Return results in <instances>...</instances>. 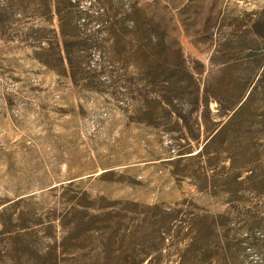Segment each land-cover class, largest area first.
Listing matches in <instances>:
<instances>
[{
  "label": "rangeland",
  "instance_id": "374dc122",
  "mask_svg": "<svg viewBox=\"0 0 264 264\" xmlns=\"http://www.w3.org/2000/svg\"><path fill=\"white\" fill-rule=\"evenodd\" d=\"M70 2L85 43L73 67L57 59L58 19L43 0H0V264H176L183 244L170 245L168 221L197 216L226 230L210 236L220 248L212 264H264V0ZM149 30L165 41V73L194 74L208 126L256 85L249 121L214 163L195 155L202 110L178 104L184 125L152 101L157 78L144 86ZM146 110L159 126L143 122ZM226 176V189H202ZM88 215L103 229L91 253L75 245ZM127 231L138 240L121 244Z\"/></svg>",
  "mask_w": 264,
  "mask_h": 264
},
{
  "label": "trees",
  "instance_id": "16d2710c",
  "mask_svg": "<svg viewBox=\"0 0 264 264\" xmlns=\"http://www.w3.org/2000/svg\"><path fill=\"white\" fill-rule=\"evenodd\" d=\"M43 2L47 10L53 12L58 19V31L54 35V38L57 41L55 47L53 48L57 51V59L61 63L63 61H66V63L70 67H73V51L80 50V48L85 44L82 39H80L78 30L76 28V25L74 24V21L76 19L74 5L70 2V0H43ZM146 33L147 35H149L151 40L149 43H145L143 45L144 47H142V53L144 54V60L146 61L144 62V69L146 70L143 73V82L145 83L144 86H147V82L150 81L151 78H157L156 80H158V83L156 84L159 85L161 94L160 96L154 98L152 101H154V103L161 108L165 115H167L168 113L169 115L172 113L176 114L178 118L182 119L184 125L187 123V117L181 113L180 109L176 108L178 107V104L184 102L187 105H190V111L194 110L197 113L202 110L201 115L204 120L203 126L206 136L203 139L202 148L198 150L195 155L204 158L205 162H207L208 164L212 162L214 163L220 158V155L222 153V147L220 148V146L223 145V142L226 140L227 134L235 127L242 128L244 124L249 121L245 118L243 112L251 101V96L255 91L256 85H254L252 87V90L249 92L252 84L247 83L243 87V90L241 89L240 93L237 94V96L234 98L233 103L228 107H225V110L223 111V113H221V116L225 117V120L211 121L209 123L210 126H208L206 123V117L207 113H209L210 111L208 110V104L205 101V98H203V95H200V86L194 78V74L187 71V79L185 81L183 78H179L176 71L172 73H165L163 71V66L166 61L165 55L163 54L165 41L162 37L156 35L155 30H153V32L149 30L146 31ZM69 36L71 39H69ZM175 55L178 61L177 65L179 66V68L184 67V61L181 51H175ZM42 61L46 64V66L51 67V60L42 59ZM150 68L155 69L153 73L149 72ZM197 73L201 72L198 71ZM184 81L189 83V85L191 83L190 87L193 86L192 91H188V88L184 84ZM247 92H249L248 97L243 101L244 96ZM140 100H143L144 103L146 102V99ZM190 111L188 112L189 114ZM204 112L205 114H203ZM143 116L145 118L143 122L153 126H159V123L155 121V116L153 113H151V111H144ZM192 138L196 142H198L200 140V134L196 136L192 135ZM234 162L235 160H232V165H234ZM222 169L225 170L226 167L223 166ZM226 173L229 174L228 171ZM238 176L239 173L235 174L234 179L238 178ZM229 182V176L224 177L220 181H217L215 179L209 181L207 179L205 180V186L203 185L202 189H226ZM94 218V215H88L86 221L77 224V226H79V224L85 225V232L87 233V235L85 237L86 239H79L78 237L76 239V242H78V244L75 245L79 247L78 249H81V251L86 250L88 253L93 252V245L95 243H99L98 237L102 236L101 233H103L102 228L93 225L92 222ZM141 222L145 225L146 219H142ZM200 224H206L205 231L196 229L197 231L194 232L193 228H197V226ZM168 228L170 230V233H175L170 234V245H178V242L180 244H183L180 250L181 253L176 259V264H212L213 257H211V255L213 252L219 253L220 248L216 244L211 242L210 236L212 237L214 233L220 232V230L223 234H225L226 232L224 227L219 230L218 223L214 221H207L206 216H197L184 220L177 219L175 217L168 221ZM186 228H188V230H185ZM121 232L117 237L121 244L138 240L139 232L127 231L123 234H121ZM91 243L93 245H91ZM89 247L91 248V250L88 251ZM94 253L95 259H99L102 256V253L99 254L96 251H94ZM144 260V258L140 259L136 257L134 258L132 256L131 258L125 257L122 259H118L116 264H141Z\"/></svg>",
  "mask_w": 264,
  "mask_h": 264
}]
</instances>
